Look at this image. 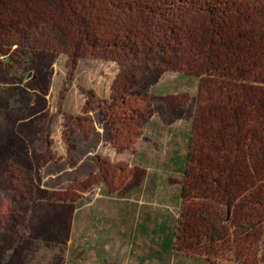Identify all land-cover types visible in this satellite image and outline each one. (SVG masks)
Returning a JSON list of instances; mask_svg holds the SVG:
<instances>
[{"label":"trees","instance_id":"16d2710c","mask_svg":"<svg viewBox=\"0 0 264 264\" xmlns=\"http://www.w3.org/2000/svg\"><path fill=\"white\" fill-rule=\"evenodd\" d=\"M122 15L130 19L123 32ZM101 18L114 21L110 29ZM67 28L72 67L98 28L108 34L100 52L115 57L142 45L170 56L165 73L198 80L173 251L205 264H264V0H0L7 76L26 79L40 52L58 50ZM119 99L124 123L146 121L156 102L171 107L147 89Z\"/></svg>","mask_w":264,"mask_h":264},{"label":"rangeland","instance_id":"374dc122","mask_svg":"<svg viewBox=\"0 0 264 264\" xmlns=\"http://www.w3.org/2000/svg\"><path fill=\"white\" fill-rule=\"evenodd\" d=\"M126 18L122 15L120 19L122 32L127 31L128 22L122 25ZM101 20L104 29L114 22ZM98 30L93 31L89 45L78 49L74 67L65 56L71 53L74 33L69 28L60 36L62 44L56 52L44 50L37 55L26 79L9 78L6 71L11 66L0 64V264H108L103 258L86 260L80 254V239L90 233L93 199L106 188L112 191L122 185L131 173L123 162L111 167L109 150L117 149L112 142L133 146L123 150L130 153V161H134L136 146L143 147L139 157L146 158L160 137L151 118L154 109H180L181 119L193 109L198 80L165 73L173 63L170 56L164 58L141 45L133 53L112 57L97 50L108 38ZM9 54L18 57L13 50ZM146 89L153 99L170 98L171 107L156 102L146 121L134 122L132 117L130 123L122 122L124 107L119 97ZM140 105L137 111L143 115L148 108ZM181 129L178 138L187 137L188 151L191 124L189 132ZM98 143L108 146L97 156ZM186 157L181 158L184 166ZM85 215L88 219L82 233L80 220ZM171 247L169 239L164 244L169 253L162 251L157 264H205L203 258L191 256L180 263Z\"/></svg>","mask_w":264,"mask_h":264},{"label":"crops","instance_id":"0c3cea01","mask_svg":"<svg viewBox=\"0 0 264 264\" xmlns=\"http://www.w3.org/2000/svg\"><path fill=\"white\" fill-rule=\"evenodd\" d=\"M194 98L195 95L192 98L193 109L186 119L179 117L180 109H154L151 118L156 122L160 137L150 151L152 155L139 157L143 147L136 146L134 161H130L129 152H118L114 148L109 150L111 167L123 162L131 173L122 185L112 191L106 188L96 200L93 199L89 214L90 233H84L85 239H80V254L86 260L103 258L108 264H130L132 261L141 264L146 261L148 264L147 261L152 260L153 263L149 264H157L162 258L160 253L165 252L164 244L169 239L173 249L176 219L181 210V182L186 167L181 158L185 159L187 151V137L181 140L178 134L181 128H188L189 132ZM166 115L170 118L165 119ZM106 144H97V156L104 153L108 146ZM110 175L116 179L115 173L111 172ZM74 216L78 218L77 214ZM87 219L88 215L81 217L82 233ZM172 256L180 263L188 258L177 253Z\"/></svg>","mask_w":264,"mask_h":264},{"label":"water","instance_id":"95a60500","mask_svg":"<svg viewBox=\"0 0 264 264\" xmlns=\"http://www.w3.org/2000/svg\"><path fill=\"white\" fill-rule=\"evenodd\" d=\"M28 76H30V75H28Z\"/></svg>","mask_w":264,"mask_h":264}]
</instances>
